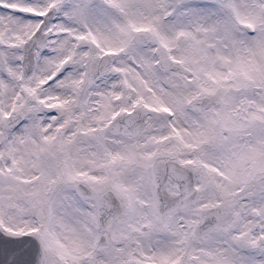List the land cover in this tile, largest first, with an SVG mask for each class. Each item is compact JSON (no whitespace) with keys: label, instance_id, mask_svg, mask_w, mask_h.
Instances as JSON below:
<instances>
[{"label":"snow or ice","instance_id":"snow-or-ice-1","mask_svg":"<svg viewBox=\"0 0 264 264\" xmlns=\"http://www.w3.org/2000/svg\"><path fill=\"white\" fill-rule=\"evenodd\" d=\"M0 264H264V0H0Z\"/></svg>","mask_w":264,"mask_h":264}]
</instances>
